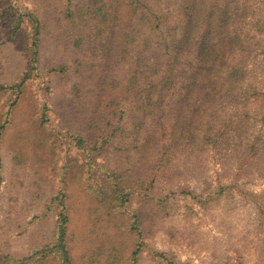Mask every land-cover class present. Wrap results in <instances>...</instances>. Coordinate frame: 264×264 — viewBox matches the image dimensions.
Masks as SVG:
<instances>
[{"label": "rangeland", "instance_id": "1", "mask_svg": "<svg viewBox=\"0 0 264 264\" xmlns=\"http://www.w3.org/2000/svg\"><path fill=\"white\" fill-rule=\"evenodd\" d=\"M84 1L0 0V264L52 252L61 213L73 264H264V0H239L246 95L220 116L173 101L156 135L136 133L131 98L145 19L110 0L113 29L138 32L120 44L76 16L80 40L68 16ZM185 108L227 136L168 154Z\"/></svg>", "mask_w": 264, "mask_h": 264}, {"label": "trees", "instance_id": "2", "mask_svg": "<svg viewBox=\"0 0 264 264\" xmlns=\"http://www.w3.org/2000/svg\"><path fill=\"white\" fill-rule=\"evenodd\" d=\"M119 5L122 2L113 6L110 0H85L75 4L68 16L71 26L77 30L72 35L80 37V40L84 39L76 18L80 16L86 26L94 24L97 28L98 25L109 28L104 33L107 40H113L114 35H118L122 37L119 40L122 44L134 37L133 33L136 34L138 30L113 29L112 19L116 18ZM126 5L128 13L131 11L137 17V20L134 17L135 27L138 28L145 19L143 24L148 29V40L144 42V48L147 51L145 59L149 61L141 59L140 56L144 53L139 50L136 59L138 63L130 77V82L135 84L131 98L135 101L136 133L145 130L156 135L161 121L159 110L173 101V106L184 103V106L196 104L198 107L207 108L212 104V114L220 116L222 114L219 110L235 106L230 102L246 95V90L238 91L245 74L244 52H247L246 37L238 29L240 21L236 22L244 17L241 13L243 6L239 0H126ZM228 52L237 61L229 57ZM144 62L148 64L142 67ZM251 90L257 93L256 90L261 89L253 86ZM225 92H228L229 98H226ZM169 93L177 98L174 100ZM191 110L194 111L195 108ZM177 113L181 115L180 120L169 125L172 142L165 150L170 155H173L169 149L171 146L174 147L182 141L190 142L196 136H201L203 141L217 142L227 136L232 124L224 121L216 127L211 115H206V120L198 117L197 122H194L188 108ZM148 120L151 121L150 126ZM243 125L240 124L241 127ZM261 145V152L264 153V143ZM123 195V190H120V198ZM68 221L67 214L61 213L52 252L47 249L41 257L32 256L30 259L9 256L4 263L39 264L41 259L52 253L48 257H51L49 262L73 264L68 244Z\"/></svg>", "mask_w": 264, "mask_h": 264}]
</instances>
